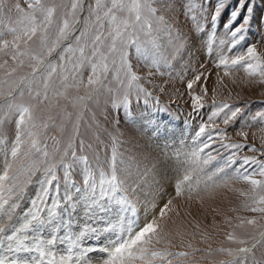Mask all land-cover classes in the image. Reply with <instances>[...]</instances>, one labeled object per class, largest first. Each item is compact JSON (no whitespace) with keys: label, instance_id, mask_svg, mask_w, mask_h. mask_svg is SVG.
<instances>
[{"label":"snow or ice","instance_id":"6c2138e0","mask_svg":"<svg viewBox=\"0 0 264 264\" xmlns=\"http://www.w3.org/2000/svg\"><path fill=\"white\" fill-rule=\"evenodd\" d=\"M25 2L27 8L21 7L19 3L8 6L4 0H0V101H3L0 103V125L10 118H14L16 123L15 139L10 152H6L11 162H6L7 170L0 177V264H91L89 252L93 249L90 245L84 246L83 242L102 236L109 241L102 249L107 258L98 260L97 264H175L177 260L188 258L187 251L171 250V236L160 223L167 215L172 200L166 201L158 217L139 225L135 219L136 202L128 195L129 192H136L141 180L150 184L161 197L166 195L160 191L164 188L163 183L156 180L158 175H163V161L157 166L159 158L148 157L137 164L133 174L132 169L124 165L119 157L116 147L119 139L113 136L111 156L106 162L107 170H100L97 181L90 171L87 156H77L78 147L84 149L91 145L86 146L82 139L79 144L76 142L80 136L83 109L89 101L98 103L104 80L110 71L115 74L120 85L114 97L111 95L112 89H108L113 109L122 110L125 116H131L133 102L139 104L143 100L145 105L151 103L158 107L159 99L142 86V78L133 71L129 59L130 50L134 49L139 59L147 61L149 53L157 49L160 34L174 42L177 51L185 42L184 36L173 23L157 14L154 0H94L86 9L82 0H71L67 5L58 4L55 0ZM181 6L184 9L182 15L194 22L196 31L208 32V53L211 54L215 44L218 50L216 66L225 69V75L228 70L242 68L250 77H259L264 82V55L258 53L255 46L244 47L242 44L253 24L264 21V0H235L234 3L232 0H182ZM58 8L63 11L57 20ZM83 10L88 15L77 35L75 25L80 23L78 14ZM13 12L15 17L12 16ZM222 20L224 38H220L217 44V29L221 27ZM65 41L68 43L58 54L57 60L50 59ZM238 45L241 47L238 48ZM85 66L90 68L86 82L81 71ZM150 66L159 67L158 57H152ZM201 75L197 74L187 84L189 90L200 80ZM81 89H84V95L71 96L73 90L79 93ZM61 99L66 102L64 105L60 104ZM201 99V96L193 97L194 110L203 108ZM69 105L78 109L75 120H72L73 114L66 111ZM213 105L214 110L208 117V123L202 124L197 133L199 139L207 132V140L184 155V161L179 167L185 169V174L173 188L175 196L184 195L186 186L192 180L185 164L199 162L200 153L211 146L214 137H220L221 141L226 139L227 133L216 131L215 121L220 113H224L223 123L227 125L241 111L240 108L233 110L227 104L216 105L215 101ZM225 109L229 111L225 112ZM57 117H60V123H57ZM65 121L70 122L71 130L66 146L61 149L58 147L60 141L55 136L48 137L47 133L50 127L65 133L68 131ZM210 128L212 130L208 131ZM240 134L245 138L247 136L243 132ZM48 138L54 143L51 150L45 142ZM221 146L225 149L243 147L240 144L224 143ZM250 150L256 151L255 148ZM236 155L234 152L226 157L223 166L218 167L213 175L235 164ZM69 157L85 165L83 183L86 187L83 190L76 189L80 194L75 198L65 195L62 198L64 207L59 198L54 200L47 215L41 216V205L45 203L53 182H57L55 190L59 197L58 166L63 168L66 185L73 183L69 171L72 165L67 160ZM21 159L26 163H21L16 169V175L9 177L8 172ZM176 159L180 160V154L176 155ZM212 159L215 157L209 154L203 163L207 164ZM249 164L256 165L251 172L245 170V173H239L238 169L235 170L236 178L250 186V191L240 192L241 196L246 197L244 209L264 214V179L255 178H264V162L243 157L239 167L244 168ZM37 172L41 173L38 181L41 185L40 203L32 202L34 211L24 214L22 220L18 219L19 226L8 224L19 203L14 202L8 208L5 205L14 196L17 200L22 198L26 186ZM21 175L25 176L23 181H20ZM9 180L12 186L6 189L8 196L5 197L3 182ZM188 191H192V188L188 187ZM77 208L86 215V226L73 231L71 217L80 214ZM65 209L69 215L67 222L64 220ZM245 224L255 227L258 221L241 220L236 227L243 228ZM6 226L11 229L9 233H6ZM46 227L53 232L58 229L67 230L63 238L52 236L45 240L36 237L29 242L28 233H40ZM227 239L240 247L218 249L220 253L231 257L220 264H248V254L253 252L256 236L251 237L254 242L251 247L247 239L238 238L234 233H229ZM259 242L264 243V231L260 232ZM57 243L66 245V255L53 251ZM161 244L167 246L158 248L157 245ZM188 247L192 248V244L189 243ZM77 250L78 256L74 255ZM33 252L36 253L34 258L25 259L18 255ZM6 253H11V256ZM212 254L211 250L207 252L209 256ZM261 264H264V260Z\"/></svg>","mask_w":264,"mask_h":264},{"label":"rangeland","instance_id":"374dc122","mask_svg":"<svg viewBox=\"0 0 264 264\" xmlns=\"http://www.w3.org/2000/svg\"><path fill=\"white\" fill-rule=\"evenodd\" d=\"M58 4H70L71 0H55ZM85 5L94 2V0H82ZM234 3L235 0H232ZM8 6L19 3L21 7L27 8L25 0H4ZM182 0H154V7L157 8V14L165 17L166 20L173 23L184 36V43L179 50L174 47V42L169 41L166 35L158 36V46L155 52L149 53V59H139L135 50H130V61L133 71L142 79L140 83L144 88L150 91L153 97L159 99L160 104L154 107L151 103L145 105L143 100L139 104L133 102L131 116H125L123 111L113 109L109 102L108 89H112L111 95L114 97L120 85L115 79V74L109 72L104 80V88L98 103L87 102V107L83 109L80 119V136L76 138L77 144L82 139L84 144L91 145L90 148H77V156H87L88 166L94 178L98 181L101 169L107 170V161L110 159L113 148V136H118L119 143L116 145L119 157L124 161V165L130 167L135 174L138 163L145 161L148 157L159 158L164 163L163 175L157 176L156 180L162 182L164 188L161 192L167 193L162 197L153 191L150 184L141 180L140 187L136 192H129V197L136 202L137 216L135 219L140 222H147L154 217H158L161 208L167 200L171 199L172 204L165 218L160 221L165 226V230L170 234L172 240V251H187L189 257L177 260L175 264H220L221 261L227 262L231 259L226 253H220L218 249H236L240 247L237 243L227 239L229 233H234L238 238H244L249 241V246L253 245L252 235H255L257 242L253 252L248 254V264H261L264 260V243L260 241V232L264 231V214L252 213L244 209L246 197L241 196L240 192L250 191V186L242 179H237L239 173L251 172L256 165H245L240 168L243 157L255 158L264 162V82L259 77H250L242 68L239 70H228L225 75V69L218 68V50L213 45V50L209 55L207 50L208 32L203 33L195 30V24L190 18H185ZM63 9L58 8L57 20L60 18ZM88 13L86 10L78 14L80 23L75 25L76 34ZM15 17V13H12ZM226 18V14L225 17ZM217 29V44L220 38H224V29ZM207 25L205 28L207 29ZM71 39V38H70ZM68 43H62L53 53L52 59L56 61L62 48ZM244 47L255 46L257 52L264 55V21H258L253 24L246 39L242 42ZM151 47V46H149ZM238 48L241 46L238 45ZM236 50L234 49L233 52ZM158 57L159 67H151L152 57ZM11 63V61H9ZM83 79L86 82L90 75V68L85 66L82 70ZM199 81L193 84L191 90L187 84L195 79L197 74H201ZM205 89L206 94H205ZM84 89L79 93L75 90L71 96L84 95ZM201 96L203 108L199 111L193 108V97ZM213 101L216 105L227 104L231 109L240 108L235 120L227 125L223 123L224 113L215 121L216 131L223 130L227 133L226 139L220 140V137H214V141L209 148L200 153V161L197 163L188 162L185 167L188 169L192 180L186 186L184 195L175 196L174 192H169V186L174 188L179 179L185 174V169L178 170L175 173V167H170L174 163L184 161V155L194 149L197 144L207 140V132L201 138H197V133L202 124L208 123V117L214 110ZM3 101H0L2 103ZM66 102L60 100V104ZM166 109V110H161ZM66 111L73 114L72 120H75L78 109L67 106ZM229 109H225L228 112ZM55 115V114H54ZM57 123H60V117H57ZM68 131L61 133L58 128L50 127L47 133L48 137L55 136L60 141L58 147L63 149L66 146L67 137L70 134V122H64ZM210 128L208 131H211ZM246 133L244 135L240 133ZM16 135V123L14 118L5 121L0 125V177L7 170L6 162H11L10 155L6 157V152H10L11 145ZM45 142L51 150L54 146L52 139L48 138ZM240 144L241 149H225L221 145ZM255 148L256 151H251ZM237 153L236 163L231 167H226L224 172L213 175L218 167L223 166V161L232 153ZM180 154V160L176 155ZM209 154L215 157L207 164L203 160L208 159ZM59 159V156H57ZM72 167L69 169L72 184L66 185L64 171L62 167H57V176L59 178V197L57 196V182H53V187L49 191L45 203L41 205V216H46L48 209L54 200L60 199L61 206H65L63 197L70 195L75 198L80 193L76 189L83 190L86 185L84 181L85 165L79 161H73L67 158ZM21 163H26L23 159L18 161L8 172L9 177L16 175V169ZM124 165H121L123 167ZM180 169V168H179ZM172 172V174H171ZM209 176L212 177L209 180ZM257 179H264L259 176ZM25 179L20 176V181ZM41 179V173L37 172L32 177V182L25 188L22 198L14 196L9 199L8 208L14 202L19 203L15 210L12 220L23 219V215L31 211L32 202L40 203L41 185L38 181ZM175 179V180H174ZM4 195L8 196L6 189L12 186V181H5ZM188 187L192 191H188ZM173 190V189H171ZM33 191V192H32ZM32 194H31V193ZM25 205V206H24ZM80 212L79 208L76 210ZM59 212V209L57 210ZM64 214H68L65 209ZM129 213V217H130ZM20 216V217H19ZM19 217V218H18ZM255 219L258 224L253 227L245 224L243 228L236 227L241 220ZM7 228V226H6ZM46 232L45 228L43 229ZM52 236H58L49 228ZM54 233V234H53ZM48 234V232H47ZM51 236V238H52ZM183 240V242H182ZM94 240L89 241L92 243ZM192 244V248L188 244ZM93 244V243H92ZM102 243L100 246L103 247ZM59 246V243L56 245ZM167 245H157L158 248H164ZM198 249V251H193ZM58 253L59 252V249ZM211 250V256L207 252ZM102 250H93L90 253L91 260L106 259L107 254ZM98 255H96V254ZM104 253V254H103ZM93 254V255H92ZM99 257V258H98Z\"/></svg>","mask_w":264,"mask_h":264},{"label":"bare ground","instance_id":"6f19581e","mask_svg":"<svg viewBox=\"0 0 264 264\" xmlns=\"http://www.w3.org/2000/svg\"><path fill=\"white\" fill-rule=\"evenodd\" d=\"M180 164H181V162H179V163H174V164H172V165H170V167H175V173H178V170H182L181 169V167H179L180 166ZM180 168V169H179ZM163 169H164V167L162 168V173H163ZM164 174V173H163ZM171 174H172V172H171ZM179 174V173H178ZM175 180V179H174ZM171 189H173L172 188V185L170 184V186H169V192H172L173 190H171ZM33 192V191H32ZM31 193V192H30ZM32 194V193H31ZM25 206V205H24ZM20 217V216H19ZM18 217V218H19ZM68 219H69V215L68 214H64V220H65V222H67L68 221ZM71 219H72V230L73 231H75V230H77V229H81V228H84L86 225H85V223H84V221H86L87 220V217H86V215L83 213V212H80V214L79 215H73L72 217H71ZM19 220H21V219H19ZM17 221H18V219H14V221H13V223H11L10 225H17V226H19L18 224H17ZM113 222H115V221H113ZM144 224V222L142 221V222H140V225H143ZM45 230H46V232H44L43 231V229H41V231H40V233H28V235H29V237H30V240H29V242L31 243L32 242V239H34V238H36V237H40V238H42V239H45V240H47V239H50L51 238V234H50V232H49V228H45ZM67 229H58V230H56L55 232H57V234H59L58 235V237H60V238H63V234H64V231H66ZM11 231V229L9 228V227H7L6 228V233H9ZM47 232H48V234H47ZM54 234V233H53ZM22 235H23V233H22ZM107 235V234H106ZM57 236V235H56ZM91 240H94L92 243H90L89 241H91ZM102 243H104L103 244V247H101L100 245L102 244ZM109 243V241L107 240V239H105L103 236L102 237H100L99 239H90V240H86V241H84L83 242V244H84V246H88V245H90L91 246V248L93 249V250H102L107 244ZM57 249H59V252H60V254H67V252H66V245H62V244H59V246L57 247V246H55L54 248H53V251H56L57 253H58V250ZM92 250V251H93ZM103 251V250H102ZM101 251V252H102ZM90 253H91V251L89 252V255H90ZM7 255H9V256H11V253H6ZM59 254V253H58ZM96 254V253H95ZM104 254V253H103ZM18 255H20V256H22V257H24L25 259H27V258H34L35 256H36V253H31V254H25V253H19ZM74 255H76V256H78L79 255V250H77L75 253H74ZM93 255V254H92ZM96 255H98V254H96ZM90 257V256H89ZM99 258V257H98ZM94 262H96L95 260H91V264H94Z\"/></svg>","mask_w":264,"mask_h":264}]
</instances>
